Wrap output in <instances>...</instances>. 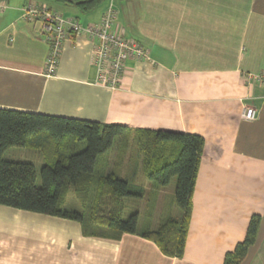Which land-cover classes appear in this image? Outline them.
Masks as SVG:
<instances>
[{
  "label": "crops",
  "instance_id": "obj_1",
  "mask_svg": "<svg viewBox=\"0 0 264 264\" xmlns=\"http://www.w3.org/2000/svg\"><path fill=\"white\" fill-rule=\"evenodd\" d=\"M2 1L1 108L121 124L132 133L199 134L205 146L182 257L139 232L87 236L76 220L0 204V264H225L254 214L257 239L240 264H264V81L249 78L264 71V0H105L88 12L56 0ZM29 1L82 25L99 22L113 3L118 27L149 49L150 60L129 59L122 86L112 89L96 82L91 39L72 34L48 75L43 23L23 18ZM247 105L258 109L256 119L242 117ZM141 171L162 186L138 164Z\"/></svg>",
  "mask_w": 264,
  "mask_h": 264
},
{
  "label": "trees",
  "instance_id": "obj_2",
  "mask_svg": "<svg viewBox=\"0 0 264 264\" xmlns=\"http://www.w3.org/2000/svg\"><path fill=\"white\" fill-rule=\"evenodd\" d=\"M88 12L105 0H56ZM141 156V165L156 184L165 186L177 176L175 198L181 217L166 218L159 226L138 228L139 212L123 218L126 197H142L136 175L119 176L109 158L102 156L118 138L114 164H120L129 138ZM39 149L45 159L40 185L29 161L3 156L13 147ZM205 140L193 133L137 129L62 115L0 107V204L76 220L87 236L118 238L137 233L155 242L171 257H182L192 212V195ZM81 209L66 208L70 194ZM261 216H251L245 238L225 255V264H240L257 239Z\"/></svg>",
  "mask_w": 264,
  "mask_h": 264
},
{
  "label": "built area",
  "instance_id": "obj_3",
  "mask_svg": "<svg viewBox=\"0 0 264 264\" xmlns=\"http://www.w3.org/2000/svg\"><path fill=\"white\" fill-rule=\"evenodd\" d=\"M4 1L1 6L4 7ZM23 18H37L43 23V37L49 44L46 58L47 74L53 75L59 63L63 43L71 35L85 33L92 41L91 61L96 68V82L112 89L122 86L129 59L150 60L149 49L139 40L127 36L117 24V10L110 3L97 23L82 25L76 18L64 16L44 3L29 1L23 6ZM249 78L264 81V71ZM258 116L255 106L243 108L242 117L254 120Z\"/></svg>",
  "mask_w": 264,
  "mask_h": 264
},
{
  "label": "rangeland",
  "instance_id": "obj_4",
  "mask_svg": "<svg viewBox=\"0 0 264 264\" xmlns=\"http://www.w3.org/2000/svg\"><path fill=\"white\" fill-rule=\"evenodd\" d=\"M117 2L118 1L116 0V5ZM133 139L134 135L128 139L129 148L126 151V154L123 156L124 160L118 165L114 164V162L111 165L113 169L116 168L119 176H125V174H128V176L131 177L139 174L138 172H135L137 170V165H141V156L138 154V148L133 142ZM118 144L119 141L118 138H116L113 147H111V149H109L106 154L102 156V159H104V157H110L114 159V155L117 153L118 150ZM3 156L10 160L32 162L37 170V184L40 185L42 183L41 169L42 166L45 164V159L39 149L13 146L7 149L4 152ZM143 175L144 173L143 171H141V174H139L138 177L139 184H141L144 189V194L142 197L125 198V209L123 213V218H128L130 214H132L134 211H138L139 229L144 226L151 227V223L152 225L153 223H156L154 227H151L152 229H155L159 226V222L166 218H180L181 210L175 198L177 176H173L170 183L166 186L160 187L156 186L154 182H148V180H146ZM66 208L73 210H79L82 208L81 205L74 199L72 193L69 195Z\"/></svg>",
  "mask_w": 264,
  "mask_h": 264
}]
</instances>
